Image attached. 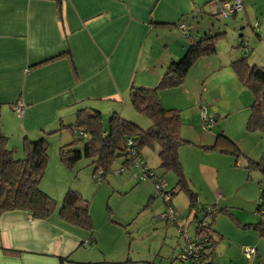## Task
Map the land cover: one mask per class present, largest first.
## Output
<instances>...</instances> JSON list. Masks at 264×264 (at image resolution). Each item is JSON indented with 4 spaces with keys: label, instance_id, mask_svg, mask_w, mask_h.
<instances>
[{
    "label": "crops",
    "instance_id": "obj_1",
    "mask_svg": "<svg viewBox=\"0 0 264 264\" xmlns=\"http://www.w3.org/2000/svg\"><path fill=\"white\" fill-rule=\"evenodd\" d=\"M220 1L225 0H0L2 132L7 136L15 132L22 135L20 139L23 145L26 137L36 140L60 129L62 125L74 124L75 114L80 109L100 111L105 124V116L113 112L140 123L138 113H135L130 102V89L133 85L155 88L167 67L182 57L188 41L187 34L179 28L180 24L187 25L188 35L200 39L203 34L213 35L217 28L211 24V20H207L216 18L221 25L239 30L236 35L239 43L233 49H238L241 54L238 58L230 54L229 60L220 66L221 69L231 68L233 61L244 56L250 65L251 61L257 63L258 54L252 56L251 53L264 44V0H243L244 13L223 20L218 14ZM201 21L207 24L202 27ZM252 21L255 23L251 24ZM246 23L253 25V28L257 24L255 36L261 43L248 36ZM222 33L226 34L225 31ZM241 41L249 46L248 55L243 53ZM64 54L68 55L60 58ZM55 57L59 58L35 67ZM214 67L218 68L219 65ZM163 94L164 91L160 94L163 106L177 110L170 106V102L165 103ZM190 96L189 92L184 93V98ZM19 103L23 104L22 114L16 111ZM247 113L250 116V110ZM248 115H244L243 122H248ZM204 117L209 130L220 121L217 117L208 120L206 112ZM146 122L142 126L150 127L151 122ZM227 129L225 127L219 132L215 141L218 135L224 134L241 150L239 141L227 133ZM47 137L49 142L53 140L51 142L57 143L59 150L76 139L69 130H61ZM258 138L255 140L259 141L261 158L264 137ZM202 139L206 138H200L201 142L198 143L201 144ZM204 146L212 144L206 143L200 149L203 150ZM202 152L206 153L204 150ZM155 156H148L142 151L141 157L145 166L156 174L154 166H149L151 161L156 160ZM202 156L207 159L196 160V172L209 183L215 182L221 170L232 167V161L227 159L232 156L217 152ZM180 157L183 160L182 155ZM249 159L260 160L253 156ZM183 164L186 168V164ZM235 166H238V161ZM43 183L41 188L45 191ZM153 205L151 202L148 207L151 209ZM172 205L177 212L173 199ZM61 207L62 204L57 205L48 220L32 219L22 211L0 214V264H155V258L159 257V253L151 251L146 258H134L135 252L131 248L118 245L123 235L116 239L114 227H95L93 224L91 233L67 224L60 216ZM188 227L186 224L185 228ZM191 227L194 228L191 238H194L196 230L193 219L189 229ZM126 231L129 232V239L133 240V236H130L132 230ZM179 240L178 245L182 246L181 234ZM123 242L127 243V240ZM106 248L111 251L107 252ZM256 251L255 258H261L258 249Z\"/></svg>",
    "mask_w": 264,
    "mask_h": 264
},
{
    "label": "rangeland",
    "instance_id": "obj_2",
    "mask_svg": "<svg viewBox=\"0 0 264 264\" xmlns=\"http://www.w3.org/2000/svg\"><path fill=\"white\" fill-rule=\"evenodd\" d=\"M244 11L245 6L238 13H244ZM223 18L225 17L221 19L223 20ZM210 20L211 24L217 28L213 31V35L223 31L226 32L218 41L217 53L199 59L190 70L184 84L179 88L164 91L163 96L165 95V103L170 102L172 108H177L180 111L182 137L188 139V141H193L191 142L193 144L181 147L180 156L182 155L184 160L181 159L182 163L187 166L185 168L183 164L184 173L190 181L191 187L197 192L199 205L206 204L207 207L215 206L217 209L227 207L242 224H257L262 219V216L257 213V207L263 176L258 170L249 172L246 166L249 157L253 156L255 159H260L261 147L258 144L259 141L255 139L264 137V135L249 132L247 122H243L244 115H248L247 111L249 112L254 102L252 92L239 82L232 68L224 67L221 69L220 67L223 62L229 60L230 54L237 56V58L240 56V51L233 49L239 43L236 39L239 30L235 31L232 27L221 25L214 17H210L207 21ZM254 23V21L251 22V24ZM206 24V22L201 21L202 27ZM245 27L248 36L261 43L259 38L255 36L257 24L253 28V25L246 23ZM211 29H213V26H211ZM251 46L254 47V43ZM258 50L251 53L252 56L258 54L257 63L251 61L252 65H264V59H262L264 58V44L259 46ZM252 60L255 59L252 57ZM216 65H219V67H214ZM186 91L190 93L191 99L184 98ZM162 93L163 91L160 94ZM134 111L138 113L135 109ZM204 111L208 115V120L217 117L216 114L221 115L217 117L220 121L211 130L207 127V122L203 121ZM105 117L107 124L110 115ZM138 117L140 123L137 124L142 128H148L149 126H142V124L144 121L145 123H147L146 121L150 122L149 118L139 113ZM128 120L132 121V119ZM225 127L228 128L227 133L235 136L239 141L241 156L238 160L234 157L227 158L232 161V167L221 170L219 177L217 176V179H214L215 182L209 183L205 178L198 175L195 162L196 160L206 161L207 158L202 156H206V153L202 152L200 146L206 145V143L213 145L216 135L222 132ZM11 130L15 132L14 129ZM66 133L69 134V132ZM8 137L10 141L9 148L14 147L17 150L15 158H23L20 139L22 135L15 132ZM202 137L206 139H202L200 144L198 142H201L200 138ZM51 141L53 140L48 141V144L50 143L48 148L49 159L46 174L43 178V188L56 201L57 205L62 204L68 190L74 189L90 202L94 226L114 227L113 229L117 232L116 239L121 238L123 235V239L118 245L123 246L125 249L129 247L135 253L142 255L137 256L138 254L132 252L134 258H146L149 252L155 251V253H159V257L155 258V264H185L179 260H173V255L177 256L183 247L178 245L180 232L177 227L179 225L186 227V224L187 227H190L193 219V214L190 213L188 195L182 191L173 197L174 205L178 210L177 213L180 214L181 218L179 225L173 222L161 221L163 218L158 217L165 211V204L160 198L152 201L153 208L147 207L151 195L156 192L154 181L161 180V184H165V189L168 191L177 181L173 173L164 174L158 168L157 146L155 149L145 148L143 150L148 156L154 157L156 155L154 158L156 160L149 163L150 168L154 166L156 172L155 177L152 179L143 178L140 167L124 168L123 158H119L114 164V172L105 179L98 181V178H93L94 168L91 160L84 158L70 170L60 160V150L56 145L57 143ZM79 146L83 147L82 143H79ZM237 161L238 166H235ZM122 168L123 171H121ZM189 227L185 228L187 229L186 238L193 236L194 228L189 229ZM215 228L224 236L223 241L216 249L215 264H264V237H261L257 231L238 228L231 218L225 215H219L215 219ZM128 229L132 230L133 235L131 233L130 236H133V240L129 239V232L126 231ZM124 239L127 240V243L123 242ZM242 247L258 249L261 258L257 257L249 260L242 257ZM106 251L111 250L106 248Z\"/></svg>",
    "mask_w": 264,
    "mask_h": 264
},
{
    "label": "trees",
    "instance_id": "obj_3",
    "mask_svg": "<svg viewBox=\"0 0 264 264\" xmlns=\"http://www.w3.org/2000/svg\"><path fill=\"white\" fill-rule=\"evenodd\" d=\"M224 35L225 33L206 35L200 39L192 37L191 34L186 35L188 46L184 56L167 67L164 76L155 88L135 85L131 87L130 102L136 112L149 118L151 125L147 129L123 118L117 112H113L109 122L105 124L100 111L80 109L75 114L74 124L62 125L60 129L46 133L36 140H30L26 137L22 145L23 158L16 159L15 152L17 150L14 147L9 148V137L1 130L0 116V214L22 211L27 212L35 220H48L54 214L57 203L41 188L49 159L47 136L57 134L61 130H69L77 139L60 148L61 162L66 168L72 170L84 158L91 160L94 168L93 178H98V181L105 179L114 172V164L119 158H123L124 167L132 168L133 162L129 158L130 150H134L141 158L145 148L155 149L156 146L158 147L159 169L164 174L173 173L177 182L169 191L164 190V188L161 191H156L149 200V204L160 198L165 203V213L167 207L174 209L173 197L184 191L189 198L190 213L193 214L195 237L186 238V229L184 226H180L179 222H174L168 218H163V220L179 225V232L184 238L182 246H185L187 239H190L199 248L196 253L194 252L189 256L187 262H182L177 256H173V260H179L185 264H215L216 249L224 239V236L214 229L215 219L219 215L229 216L238 228L253 229L261 237H264V153L258 161L249 159L246 166L249 172L258 170L263 176L257 207V213L262 216L259 223L242 224L227 207L217 209L215 206L207 207L204 204L200 206L197 192L186 178L180 160L181 147L193 143L181 137L180 111L166 109L160 98L162 91L181 87L199 59L216 54L218 41ZM241 47H243V41ZM67 55H60V58ZM57 58L59 57L44 61L35 67L43 66L57 60ZM231 68L239 82L254 96L247 130L264 135V66L250 65L248 58L244 56L233 61ZM73 69L76 73L74 66ZM79 143H82L83 147L79 146ZM202 149L206 153L217 152L232 156L237 160L241 156V151L236 143L224 134L218 135L212 146H204ZM143 167L146 168L148 176L146 179L155 177L154 170L146 167L144 163ZM158 184H161L159 179L154 181V186ZM166 196H169L167 202H165ZM60 216L73 227L93 232L90 202L74 189L66 192L60 209Z\"/></svg>",
    "mask_w": 264,
    "mask_h": 264
},
{
    "label": "built area",
    "instance_id": "obj_4",
    "mask_svg": "<svg viewBox=\"0 0 264 264\" xmlns=\"http://www.w3.org/2000/svg\"><path fill=\"white\" fill-rule=\"evenodd\" d=\"M243 7H244L243 0H225L220 3L218 14L220 17H228L231 15L237 14L243 9ZM179 28L182 32H184V34L188 35L189 30H188L187 25L180 24ZM242 51L244 54H247L250 51L249 46L246 45L245 42H243ZM16 111L18 112V114H22L23 104L19 103L18 107L16 108ZM204 116H205V111L203 112V117ZM204 119H205L204 121H206L205 117ZM129 145H131L130 142H129ZM129 152H130L129 158L132 159V162H133L131 167L132 168L140 167L144 175L143 178H147L148 176L146 174V168L143 167L142 159L136 154L134 150H130ZM155 186H156L155 187L156 191H161L164 188L163 184H158ZM167 201H169V196H166L165 198V202ZM161 217L171 219L174 222L181 221L180 214L177 213L172 207H167L166 212L162 214ZM186 242H187L186 245L182 247L181 251L177 255L178 259L181 260L182 262H187L189 260V256L192 253L194 252L196 253L199 250V248L197 247V244L194 241H190V239H187ZM256 252L257 251L255 248H251V247L242 248V255L243 257L247 259H251L252 257H254L256 255Z\"/></svg>",
    "mask_w": 264,
    "mask_h": 264
}]
</instances>
